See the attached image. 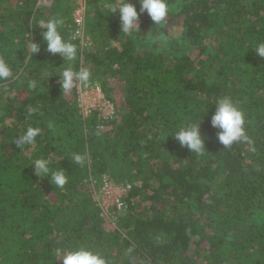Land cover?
Wrapping results in <instances>:
<instances>
[{
	"label": "trees",
	"instance_id": "trees-1",
	"mask_svg": "<svg viewBox=\"0 0 264 264\" xmlns=\"http://www.w3.org/2000/svg\"><path fill=\"white\" fill-rule=\"evenodd\" d=\"M85 4L0 0V264H264V0Z\"/></svg>",
	"mask_w": 264,
	"mask_h": 264
},
{
	"label": "rangeland",
	"instance_id": "rangeland-1",
	"mask_svg": "<svg viewBox=\"0 0 264 264\" xmlns=\"http://www.w3.org/2000/svg\"><path fill=\"white\" fill-rule=\"evenodd\" d=\"M53 0H41V3L44 5H51ZM78 8L75 12V18H78V12L81 10V19L85 20V16L87 14V6L86 4H83V6L80 5L78 0H76ZM80 15V14H79ZM83 23L81 24L83 26ZM82 30V29H81ZM77 36L82 40V43L85 45L87 43V34L83 32V30L77 34ZM77 86V91L79 95V102L80 106L85 114H89L92 110H96L99 108L100 114L104 118H111L110 116L114 117L115 112L112 115H108L111 113L110 107L106 108L103 106V99H101L98 96V93L95 89H93L96 85L95 83H89V84H83L81 81V76H76L75 79L73 80ZM108 117H105L107 116ZM107 176V175H106ZM96 181L92 182V185L94 187L95 191V197L100 206L103 208V214L105 215L107 219V226H115L118 220V217L124 213L127 212V203L125 201L126 196L128 195V192H125L123 190H115L112 193H107L103 188H102V183L98 187L96 186L95 183ZM121 185H124V183H121ZM121 198L125 201L126 205L123 207H118L116 205V199ZM136 200V199H135Z\"/></svg>",
	"mask_w": 264,
	"mask_h": 264
},
{
	"label": "built area",
	"instance_id": "built-area-1",
	"mask_svg": "<svg viewBox=\"0 0 264 264\" xmlns=\"http://www.w3.org/2000/svg\"><path fill=\"white\" fill-rule=\"evenodd\" d=\"M78 2L80 3V5L81 6H83V4H85V0H78ZM78 14V18H76V20H77V25L79 26V30L77 31V34L78 33H80L82 30V23H83V20L81 19V10H79V12L77 13ZM80 14V15H79ZM93 89H95L96 91H97V93H98V96L101 98V99H103V106L104 107H110V109H111V113L110 114H108L109 116L110 115H112L114 112H115V107H114V105L109 101V100H107L106 99V97H105V95H104V93H103V91H102V89H101V87L100 86H98V85H96ZM98 110H99V108H97ZM96 109V110H97ZM93 111V110H92ZM91 111V112H92ZM90 112V113H91ZM85 114V113H84ZM85 115H88V114H85ZM108 115L107 116H105V117H108ZM110 117H112V116H110ZM102 188L107 192V193H112V192H114L115 190H123V191H125V192H129L130 190H131V188H132V185L131 184H129V183H126V184H124V185H121V184H118V183H115L114 181H113V179H111L110 177H108V176H104V178L102 179ZM116 205L118 206V207H123V206H125L126 205V203H125V201L121 198V196H119V198H117L116 199Z\"/></svg>",
	"mask_w": 264,
	"mask_h": 264
}]
</instances>
